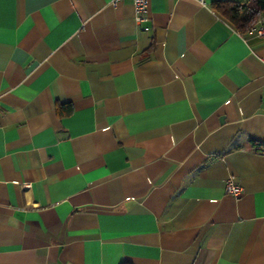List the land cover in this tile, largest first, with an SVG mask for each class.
<instances>
[{
  "label": "crops",
  "instance_id": "1",
  "mask_svg": "<svg viewBox=\"0 0 264 264\" xmlns=\"http://www.w3.org/2000/svg\"><path fill=\"white\" fill-rule=\"evenodd\" d=\"M216 1L0 0V264H264V37Z\"/></svg>",
  "mask_w": 264,
  "mask_h": 264
},
{
  "label": "trees",
  "instance_id": "2",
  "mask_svg": "<svg viewBox=\"0 0 264 264\" xmlns=\"http://www.w3.org/2000/svg\"><path fill=\"white\" fill-rule=\"evenodd\" d=\"M212 7L229 22L235 29L244 34L250 27L264 14V0H248L247 2L238 1H216ZM72 110L70 103H60L57 105L59 115L69 113ZM258 150H264V144L254 143Z\"/></svg>",
  "mask_w": 264,
  "mask_h": 264
},
{
  "label": "built area",
  "instance_id": "3",
  "mask_svg": "<svg viewBox=\"0 0 264 264\" xmlns=\"http://www.w3.org/2000/svg\"><path fill=\"white\" fill-rule=\"evenodd\" d=\"M119 0H110L111 4H116ZM199 4L205 5V0H195ZM135 8V19L137 22L142 23L148 21V16L146 15L148 0H132ZM145 30L149 27L145 26ZM250 33L258 37H264V14L250 27L248 30ZM225 192L233 195L234 197H239L243 192V187L238 183L233 177L229 176L225 179Z\"/></svg>",
  "mask_w": 264,
  "mask_h": 264
}]
</instances>
